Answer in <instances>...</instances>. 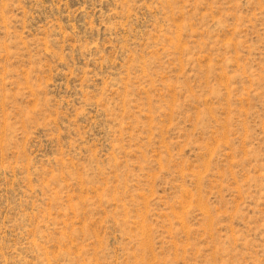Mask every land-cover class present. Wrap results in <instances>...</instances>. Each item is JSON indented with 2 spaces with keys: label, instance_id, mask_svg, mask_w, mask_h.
<instances>
[{
  "label": "rangeland",
  "instance_id": "1",
  "mask_svg": "<svg viewBox=\"0 0 264 264\" xmlns=\"http://www.w3.org/2000/svg\"><path fill=\"white\" fill-rule=\"evenodd\" d=\"M0 264H264V0H0Z\"/></svg>",
  "mask_w": 264,
  "mask_h": 264
}]
</instances>
